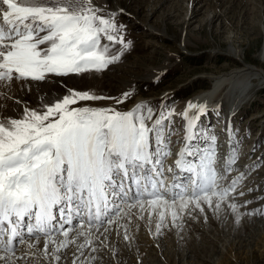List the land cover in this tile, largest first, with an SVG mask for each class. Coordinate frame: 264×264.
I'll use <instances>...</instances> for the list:
<instances>
[{
  "label": "snow or ice",
  "instance_id": "snow-or-ice-1",
  "mask_svg": "<svg viewBox=\"0 0 264 264\" xmlns=\"http://www.w3.org/2000/svg\"><path fill=\"white\" fill-rule=\"evenodd\" d=\"M116 15L93 0H0V85L108 69L131 44L125 41L124 25L116 23ZM114 45L120 48L113 54L110 48ZM130 95L124 92L121 99L67 89L43 110L25 107L18 118H0V240L6 238L5 252L14 254V247L8 245L20 236L18 228L25 218L34 220V226L28 228L30 236L42 233L48 238L47 249L52 237L62 233L67 238L69 230L78 226L73 224L74 216L80 217L81 225L99 228L112 225L125 207L138 208L141 219L148 213L149 223L152 216L158 217L155 228L159 236L165 227L182 228L178 222L181 213L191 216L196 209L204 213V204L220 212L227 200L231 202L225 207L237 210L234 194L244 173L226 185L218 182L227 180L233 171L238 159L234 147L223 170L214 167L215 148L199 155L188 147L182 149L175 165L179 172L191 174L190 182L180 185L173 178L168 185L162 158L167 152L159 151L162 123L168 116L153 113L143 104L121 111L87 103L113 100L120 105ZM192 109L199 114L205 109L189 103L182 114L188 121L186 132L192 129L191 139H195L199 115L189 118ZM194 155L195 160L186 159ZM168 172L172 173L171 167ZM81 235L85 234L77 233ZM124 239L130 237L125 234ZM85 246L78 245L79 256L73 264L84 256ZM98 250L93 246V253ZM58 251L53 253L56 260L60 259L55 255ZM95 259L89 255L82 264H94ZM0 264L14 262L5 255Z\"/></svg>",
  "mask_w": 264,
  "mask_h": 264
},
{
  "label": "rangeland",
  "instance_id": "rangeland-1",
  "mask_svg": "<svg viewBox=\"0 0 264 264\" xmlns=\"http://www.w3.org/2000/svg\"><path fill=\"white\" fill-rule=\"evenodd\" d=\"M100 1H105L107 5H95L105 12L117 13L115 21L124 25L122 34L125 41H131L120 59L100 73L49 76L44 82H11L13 89L9 91L12 98L7 96L8 92L3 94L0 90L4 97L2 102L8 99L16 103L10 109L11 115L18 116L23 103L43 110L66 94L67 89L88 90L121 99L122 93H130V97L120 105L113 100L87 102L90 106L106 104L104 107H118L119 110H126L138 97H155L153 101H146L145 105L153 108V113L163 112L168 116L162 123L160 144L174 146L184 140L187 123L183 112L176 111V103L186 101L211 86L209 78L196 77L198 74L220 73L244 61L264 69V0H195L200 2L196 6H204L188 31L199 33V40L204 41L194 39L195 43L188 47V52L177 46L183 25L181 21L186 14L183 5L177 8L178 0H95L96 3ZM114 1L122 8H113L116 6ZM188 1L193 3L194 0ZM210 9H216L218 16L211 25L204 23L199 30ZM148 22L165 29L168 37L152 32ZM231 31L235 34L233 44L244 52L242 60L225 52L229 45L227 36ZM119 48L118 45L112 46L110 53L118 52ZM213 48L221 51L213 52ZM185 82L181 88L178 86ZM254 84L252 99L241 108L234 120L233 138L236 144L238 147L250 144L253 152L249 156L255 159L245 171H241L244 176L234 194L235 202L239 205L237 210L233 212L225 207L231 202L227 200L222 202L220 212H214L204 204V213L198 209L191 216L181 213L182 219L178 222L182 228L165 227L162 234L157 236L155 225L158 217L152 216L149 223L148 213L143 214L144 218L141 219L138 208H135L134 214L137 212L138 215L127 220L136 221L138 226L125 229V221L124 225L112 231L107 239L111 247L109 252L104 259L95 260L94 264H264V159H261L264 154H260L264 151V83L254 81ZM166 90L175 91L166 93L163 98L161 95ZM0 107L2 109L4 103ZM226 108L227 103H224L220 109L203 115L196 142L200 153L214 148L215 141L224 132L215 133L214 127L222 124L225 128ZM169 110L172 113L170 116ZM238 175L232 171L227 175V180L218 182L226 185ZM240 191L245 195L239 196ZM213 200L215 202V198ZM246 201L250 203L245 206ZM188 207L193 208L194 202ZM170 219L169 212L167 221ZM125 234L131 236L127 241ZM112 250L115 252L112 253ZM53 253L54 250L40 251V255L49 257L46 260L41 258V263L50 264Z\"/></svg>",
  "mask_w": 264,
  "mask_h": 264
},
{
  "label": "bare ground",
  "instance_id": "bare-ground-1",
  "mask_svg": "<svg viewBox=\"0 0 264 264\" xmlns=\"http://www.w3.org/2000/svg\"><path fill=\"white\" fill-rule=\"evenodd\" d=\"M93 3L99 4L102 6H105L104 4L107 5L105 1H100V3H96L95 0H93ZM114 3L116 6H114L113 8L115 9L122 8V6L117 4L115 1ZM177 3H178L177 8L179 7L180 9L181 5H183V7L186 8L185 10L186 14H184L183 20L181 21L183 25L180 28L181 37L179 38V42H177L178 43L177 46L182 51L188 52L189 50L188 47L193 46L195 43L193 40L194 39L199 40L200 38L198 35L199 33L194 34L191 31H188V27L191 25L194 18L200 14L204 5L200 4V7L196 6V4L198 5L200 2H195V0L193 1V3L188 0L187 1L178 0ZM205 15L206 16L203 18L204 21L200 24L199 30L202 29V24L204 23H209L211 25L214 22L215 18L218 16V13L216 9L214 10L210 9ZM173 16H175V14H173ZM148 25L150 26L149 29L152 32L158 35H162L164 37H168V33L166 32L165 29H159L150 22H148ZM232 32L233 31H231V34L229 36H227V42L229 45L225 52L229 56L242 60L244 52L240 50V47H237L235 44H233V42H235V34H232ZM188 33H190L191 38L188 36ZM201 40L203 39H200L199 41ZM212 51L218 53L221 51V49L213 48ZM263 58H264V47H263ZM196 77L209 78L211 80L210 88H208L206 91H203L199 94L192 96L190 99L186 101L176 103L177 104L176 111H182L183 113L186 110L187 105L189 103H192L197 106H204L205 110L203 114H199L196 109L189 110V118H191L192 115H199V119L195 121L196 138L191 139L192 129H187V132H186L187 123H188V121L186 120L187 123L185 127V137L182 142L180 141L174 146L166 147L165 144H162V145L160 144L159 146V151L162 154L164 152H167V155L166 156L162 155V158L164 161V172H165L166 184L168 185L172 184L173 178L175 179L177 184H180V185H182V183L186 180V176L189 175L190 173H188L187 171L179 172L175 165V161L179 157V153L181 152V150L185 149L186 147L190 148L194 153H196V155L200 154V150L198 149V146L196 145V142L198 141V136L200 135L198 133V127H199L200 121L202 120L203 115H208L213 110L220 109L224 103H227L226 122L224 124L225 128H223L224 126L223 127L221 126L222 124H219L218 126L214 127L215 133L216 132L218 133L222 130L224 132L221 135H219L213 147L215 148L214 167L217 170H223L227 166L228 164L227 157L229 155V153L227 154L228 152L227 150L231 146L235 145L236 143V140L233 138V135L235 132V124H234L235 121L234 120L237 117V114L241 110V108L246 103H249V101L252 99V96H253L252 90H253V87H255L254 81H259V83L260 82L264 83V69L260 65H254V64L244 61L242 64L240 63L239 65L232 66L229 69L222 71L220 73H216V74L202 73V74H198ZM184 84H186V82L182 84L180 83V85L178 86L181 88V86ZM11 85L10 87H5L4 85H0V90L2 91L3 94L4 92H8L7 96L12 98L13 95H11L9 91V89H13L12 88L13 86ZM174 91L175 90H166L162 93L161 96L163 95L166 96L167 95L166 93H169V92L172 93ZM3 98L4 97L1 96L0 94V105L1 103H4V107L2 109L0 107V118H4V119L18 118L22 116L23 110L25 107L31 108V106H29L27 103H23V105L20 106L21 107L20 114L18 116H13L11 115L12 113L10 112V109L15 107L16 103L10 102V100L8 99L2 102ZM154 99L155 97H149V98L138 97L133 103H131L127 107L126 110H121V111L132 110L137 105L139 104L145 105L146 101L147 102L153 101ZM20 101H21V98L19 99L18 103ZM104 106L98 105V106H93V107H104ZM151 109L153 110V108ZM231 114H232V117H231V122H230L228 117ZM151 122L152 121H149L148 123L151 125ZM186 136L188 137V141L190 140V143L186 141ZM172 137H175V136L173 135ZM154 143H155V138H153V144ZM249 147H250V144L249 145L242 144V146H239L237 148L236 155L238 156V159L236 163L232 166L233 172L240 174L242 170H244L249 165L254 163L255 159H251V157L249 156L250 152H253V149L250 150ZM262 153L264 154V151H261L260 154ZM186 159L195 160L196 156L194 155L192 157H186ZM169 167L172 168V173L168 172ZM173 173L175 174L174 177H173ZM189 182H190V179H188V181L186 182V185H188ZM179 203L180 202L178 200L177 204ZM135 211H136L135 208L129 209L128 207H125L121 213V216H116L113 218L114 223L112 225L105 224L104 226L99 227V228H97L96 226L89 228L87 223L81 225L79 224V219L75 220L73 224L78 225V226L69 230L68 237L65 238L62 233L57 234L56 236L52 237L51 240H48L47 249L45 248V243H46V239L48 238L44 237L42 233L40 234L36 233L32 236L28 235L26 238L22 239L23 243L18 242L14 246V254L12 252H5L4 251L5 243L1 242L0 243V257H3L5 255L10 256L14 264H42L41 261L43 260H41V258L46 260L49 257L48 255H45V254L40 255L39 254L40 251L50 252V250L55 251L57 248H59L60 251L55 252V255H59L60 259L56 260L54 258V255H52L50 264H73V261L77 260V257L79 256L78 247L76 246L78 244V245H86V246L84 250L85 254L83 257L79 258V260L77 261V264H82V262H84L85 259L89 255H95L96 256L95 260L104 259L106 254L109 252V248H111L110 244L107 243V239H108V235H110L112 231H115L116 228L124 225L125 221L127 222L128 225H130L129 227H127V229H131L133 226L134 228L135 226L136 227L138 226L136 221L127 220L128 218H133L134 216L138 215L137 212L136 214H134ZM129 213H131V215H129ZM135 219L137 220V218ZM26 225L27 224H25L24 227H26ZM105 229H110V231L106 232ZM78 232H83L85 235L77 236ZM21 233L23 232L21 231ZM34 237H38V238H34ZM101 240H103V245H106V247L100 244ZM65 243L67 244V247L63 246ZM93 246L99 249L95 253L92 252ZM69 250L71 251V253L68 254ZM113 252L115 251L112 250V253Z\"/></svg>",
  "mask_w": 264,
  "mask_h": 264
}]
</instances>
